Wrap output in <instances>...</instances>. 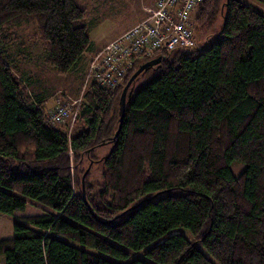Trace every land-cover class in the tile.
Here are the masks:
<instances>
[{"label":"trees","instance_id":"obj_1","mask_svg":"<svg viewBox=\"0 0 264 264\" xmlns=\"http://www.w3.org/2000/svg\"><path fill=\"white\" fill-rule=\"evenodd\" d=\"M196 11L193 27L223 20L205 49L138 57L117 88L91 85L69 133L17 50L32 26L46 63L71 73L92 44L86 8L0 0V214L37 210L0 240V264H264V15L242 0Z\"/></svg>","mask_w":264,"mask_h":264},{"label":"rangeland","instance_id":"obj_2","mask_svg":"<svg viewBox=\"0 0 264 264\" xmlns=\"http://www.w3.org/2000/svg\"><path fill=\"white\" fill-rule=\"evenodd\" d=\"M141 1L143 2L144 0H80V3L87 11L86 25L92 40L90 50L84 55L83 59H87L93 48L107 43L124 29L132 27L139 15ZM242 2L264 15L263 3L257 0H242ZM196 17L197 11L194 12L192 20L195 21ZM219 20L218 27L211 28L210 30L202 29L199 26L193 27V35L197 49H205L210 44V39H213L220 33L223 20L221 18ZM23 28L25 29H21L22 31H20V45L17 50L20 57L17 62L22 75L28 81L27 83L31 93L44 101L43 105L47 110L55 109L59 105L69 104L81 98L85 77L83 75V59L71 73L65 76L58 75L46 63V54L39 42L31 39L34 27L31 26L30 28L25 26ZM16 48L11 47L10 50L16 51ZM145 79L146 77H143L139 83ZM80 131H82V128L78 124L75 133ZM108 152L109 148L106 147L99 151V155L103 156L108 154ZM245 168L246 166L239 162H233L231 164V169L236 176H239ZM101 171L102 166L99 165L94 173V179L96 178L97 180L100 178ZM36 213L37 210L34 209L33 211L24 213V216H33ZM133 254L135 257H144L142 252ZM122 263H125V261H122Z\"/></svg>","mask_w":264,"mask_h":264},{"label":"built area","instance_id":"obj_3","mask_svg":"<svg viewBox=\"0 0 264 264\" xmlns=\"http://www.w3.org/2000/svg\"><path fill=\"white\" fill-rule=\"evenodd\" d=\"M204 0H157L145 19L91 56L81 98L48 112L54 125H69V133L79 116L82 98L91 85L117 88L133 70L138 57L156 52L196 47L193 14Z\"/></svg>","mask_w":264,"mask_h":264},{"label":"crops","instance_id":"obj_4","mask_svg":"<svg viewBox=\"0 0 264 264\" xmlns=\"http://www.w3.org/2000/svg\"><path fill=\"white\" fill-rule=\"evenodd\" d=\"M156 3H157V0H147V1L144 0L143 2L141 1V3H140L141 8L139 10V15L136 18L135 24H133V26H135L142 19H144L146 17V15L148 14L149 10L155 8ZM132 27H130V28L128 27V29H124L123 31L118 33V35H116L112 40L108 41L107 43H104V44L100 45L99 47L93 48L91 53L87 57V59H83V62H82L84 64L83 75L86 76V71H87V66H88L87 63L89 62L92 55H94L96 52L100 51L103 47H105L107 44L112 42L114 39H116L117 37L122 35L127 30L131 29ZM84 81H85V77H84ZM23 217H28V216H24V214H19V213L15 214L13 217H9V216L0 214V240L11 239L13 237V222H14V220L19 219V218H23Z\"/></svg>","mask_w":264,"mask_h":264},{"label":"water","instance_id":"obj_5","mask_svg":"<svg viewBox=\"0 0 264 264\" xmlns=\"http://www.w3.org/2000/svg\"><path fill=\"white\" fill-rule=\"evenodd\" d=\"M155 65H156V62H150L148 65H146V66L142 67L140 70H138L135 73V75L132 77L130 82L128 83L127 87L125 88L123 96H122V99H121V126H122V122H123V118H124V106H125V101H126V98H127V91L129 89V87L132 85L133 81H135L136 78L140 76V74L143 71L148 70L150 67H153ZM121 126H120V129H121ZM120 129H119V131H120ZM119 131H118V133H119Z\"/></svg>","mask_w":264,"mask_h":264}]
</instances>
